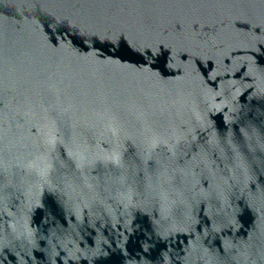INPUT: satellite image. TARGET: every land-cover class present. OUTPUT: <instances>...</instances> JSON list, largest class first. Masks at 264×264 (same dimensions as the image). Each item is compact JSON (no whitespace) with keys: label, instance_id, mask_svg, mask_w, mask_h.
Here are the masks:
<instances>
[{"label":"water","instance_id":"obj_1","mask_svg":"<svg viewBox=\"0 0 264 264\" xmlns=\"http://www.w3.org/2000/svg\"><path fill=\"white\" fill-rule=\"evenodd\" d=\"M0 264H264V0H0Z\"/></svg>","mask_w":264,"mask_h":264}]
</instances>
